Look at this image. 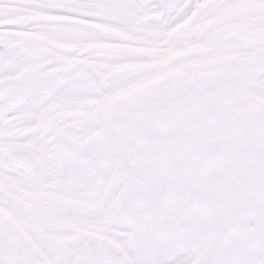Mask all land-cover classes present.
I'll return each instance as SVG.
<instances>
[{"label":"snow or ice","instance_id":"obj_1","mask_svg":"<svg viewBox=\"0 0 264 264\" xmlns=\"http://www.w3.org/2000/svg\"><path fill=\"white\" fill-rule=\"evenodd\" d=\"M0 264H264V0H0Z\"/></svg>","mask_w":264,"mask_h":264}]
</instances>
